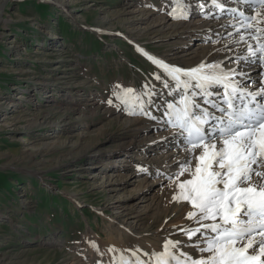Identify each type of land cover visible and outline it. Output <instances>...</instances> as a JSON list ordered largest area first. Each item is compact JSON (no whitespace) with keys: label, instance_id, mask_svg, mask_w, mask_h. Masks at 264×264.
Masks as SVG:
<instances>
[{"label":"rangeland","instance_id":"374dc122","mask_svg":"<svg viewBox=\"0 0 264 264\" xmlns=\"http://www.w3.org/2000/svg\"><path fill=\"white\" fill-rule=\"evenodd\" d=\"M141 2L146 4L142 12L131 15ZM162 2H1L0 264H86L93 259L87 252L93 240L108 263L115 237L110 238L107 224L113 220L128 222L139 235L185 241L180 226L188 211L182 207L189 205L173 200L177 187L168 192L176 170L139 186L148 196L163 194L165 206L147 212L149 201L133 196L140 160L148 156L138 149V128L147 118L124 111L131 105L113 95L133 86L146 105L165 90L166 75L144 51L176 66L196 58L200 37L165 42L151 28L152 17L143 19ZM130 141L138 147L134 151L125 148ZM164 146L157 143L156 152L148 153L172 149ZM95 148L106 153L98 155Z\"/></svg>","mask_w":264,"mask_h":264},{"label":"snow or ice","instance_id":"6c2138e0","mask_svg":"<svg viewBox=\"0 0 264 264\" xmlns=\"http://www.w3.org/2000/svg\"><path fill=\"white\" fill-rule=\"evenodd\" d=\"M211 3L225 11L224 0ZM243 3L248 7L259 5L264 10V0ZM227 11L236 13L237 9ZM169 15L174 19L189 18L184 6L179 11L173 9ZM238 16L232 24L239 34L235 42L247 44V55L236 57V67L224 68V61H217L184 69L148 57L175 82V89L184 92L179 106L168 105L169 123L181 130L180 135L191 146L188 151L202 150L195 156L194 168L187 155L179 161L180 169L175 174L179 191L173 196L174 201L191 204L187 219L196 226L180 229L189 243L168 239L162 251L147 254L149 261L132 252L130 257L122 255L114 264H264V71L256 80L245 70L254 64L264 68V11L258 10L255 15L240 11ZM246 36L255 44L247 43ZM155 79L161 80V76ZM163 83L164 87H172L169 80ZM216 86L222 87L223 92L210 91ZM131 93L133 89L126 88L123 93L114 91L113 95L127 104ZM197 96L219 115L202 109ZM135 100L139 101L140 114H147L140 97ZM108 103L112 104V100ZM185 174L190 178L180 181L179 176ZM90 244L98 250L94 242ZM185 247L194 249L196 255L183 251Z\"/></svg>","mask_w":264,"mask_h":264},{"label":"bare ground","instance_id":"6f19581e","mask_svg":"<svg viewBox=\"0 0 264 264\" xmlns=\"http://www.w3.org/2000/svg\"><path fill=\"white\" fill-rule=\"evenodd\" d=\"M2 1L3 0H0V4ZM162 3H163L162 6L157 7V11L150 12V15H146V17L143 18L144 20L145 19L148 20V18L152 17L150 21L152 23L151 28L154 29L156 28L154 31L159 32L157 35L158 37L162 38L161 40H165V42L166 41L174 42L173 40H171V38H174L177 42L178 39L184 41V39L189 40L191 38L194 39L200 37L201 41L203 42L202 44H200V48L197 47L198 50L199 49L200 50L198 51L196 58L194 59V57H190L189 59H186L187 61H189L187 63L188 66H182V65L176 66L173 63L169 62L167 59L158 58V60H163L165 63L169 65L181 67L184 69L192 68L191 66L196 67L201 62H204L205 64H212L217 61H224L221 67L231 68L237 66L236 64L237 56L247 55V44L244 41H240L239 43L235 42L239 40V34L232 27V24L234 23L233 18L235 17L236 19H239V16H236V13H232L230 11H223V12L218 11V9L212 5L211 0H163ZM224 5L239 7L240 9H242L241 11H246L249 15H255L256 11L258 10L264 11L259 9V7L246 6L242 2V0H224ZM137 6H140L138 7V10L135 9L137 8ZM143 6H146V4H144L143 2L139 3V5L136 4V6L133 8L134 10L131 9L129 13L131 15L133 13H136L137 11L140 13L143 10L140 8H143ZM181 6H184V10L187 12L189 17L188 19L186 20L174 19L173 16L169 15V13L173 11V9H177L179 11ZM209 13H211L210 16L208 15ZM246 41L247 43H252L253 45L255 44V41H252L247 36H246ZM187 49L189 51L191 48L189 49L188 47ZM176 53L177 52H175L174 54ZM185 54L191 55L188 52H186ZM143 55L149 57L148 55L145 54ZM250 66L253 68L250 69V71L248 70L247 71L250 73L253 79L259 80L261 78L260 73L264 71V68H262L259 64H254ZM169 82L171 83L172 87H164L165 90L158 91L156 95L157 98L148 99L146 105H144L143 107V112L147 114H141V115L144 118L146 117L147 120H145L144 124L138 128L139 130L138 133L141 136L140 141L138 142L140 143V145L138 146L139 148L132 144L133 141H130V143L129 142L126 143L125 146V148L131 149L130 151H132V149L134 151V149L137 148L141 149V152H144L145 154L148 155L146 158L140 160L141 163L138 168L139 171L136 172L137 174H139L136 175L138 180V181L136 180L137 185L139 184L138 187L140 186L142 180L144 179L147 180L152 179L151 177H159V179H161L160 175H163V173H167L168 170H172V171L176 170V173H178L180 169L179 161L183 160L186 157V155L187 158L191 160V166L194 168L195 156H198L202 151L201 149H196L195 151H191V152L188 151L189 148H187L182 142V138H181L182 136L180 135L181 130L177 128H171L169 125L168 112L170 110L168 109V105L174 104L179 106V101H180V92H179L180 90L175 89V85L173 84V81H170V79ZM161 84H163L164 86V83ZM132 89H133V93L129 94L128 103H127L130 104L131 106L128 108H124L123 110L125 111L128 109V111H135V113L140 114L141 108L139 106V101L132 100L133 97L135 96V89L133 86ZM173 89H175V91H173ZM210 91H212V89H210ZM216 91L217 90H214L213 92ZM195 98L197 103L200 104V107L202 109L203 108L210 109V106L208 104H205L199 96ZM159 100H165V103L159 104L158 103ZM149 101H151V103H149ZM120 105H122V103ZM153 117H155V119H153ZM177 142H179V146L176 147V145L174 146V144H176ZM157 143H159V145L160 144L166 145L164 146L165 149H170V148L172 149L167 153L166 151L168 150L161 149L160 154L158 155L155 154V156H151L152 154L148 152L150 150L156 152L152 150V147L154 149H157L154 147V145H156ZM159 148L160 147H158V150ZM93 152L98 155L106 153L101 148H95ZM107 152L109 154V151ZM175 161L177 162L176 164ZM189 178L190 176L188 174H185L183 176H179L178 179L182 181L184 179H189ZM176 180L177 177L174 174V179H173L174 183L168 186V192L171 195L172 193H174V188L176 187L175 184ZM141 189L142 188L139 187L137 189L138 192L133 196L137 197L139 200H141V202L142 201L145 202L147 200L149 201L148 205L144 206L147 209V212H152L154 210H157L161 206H165V204L163 203L165 202V199H162L165 197L163 194L148 196L149 193L145 190H142L140 192ZM178 191L179 190L177 188L175 194H177ZM167 198L169 197H166V201ZM188 205H189L188 208H186V205H183L182 211L183 210H186L188 212L191 211L192 208L190 206V203H188ZM184 217H187V214H185ZM127 223L124 224L123 222L113 220L111 221L110 224H107V226L109 227L108 234L110 235V238L115 237V239L111 242L113 246L112 250L108 249V252L111 253L110 261L108 263H104L103 257L105 255V252L103 249H100L97 246L95 240H93L98 250L91 247L90 241H88L87 252H89L88 254L89 257L92 256L93 259L85 258L86 264H97V262H99V264H114V261L118 259L116 258V256L123 255L130 257L132 252H135L136 255L139 256L141 259L145 261H149L150 257L147 254L153 251H162V247L165 240L171 237L170 235L162 240L160 236L157 237L155 234L139 235L137 234L136 230H134L133 227ZM195 226L196 225L194 224L193 221L188 220L180 227L184 228V227H195ZM128 233L130 234L129 236H127ZM182 235L184 236L183 237L185 240L184 242L189 243V240H187L188 237L184 234ZM171 240H175V239L171 238ZM193 240H195V238ZM134 242L136 244H133ZM146 248H148L147 252L144 251V249ZM183 251L196 255L194 249L192 248L185 247L183 248ZM115 253H117L116 256L114 255ZM144 253L145 255H143Z\"/></svg>","mask_w":264,"mask_h":264}]
</instances>
